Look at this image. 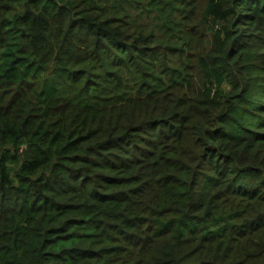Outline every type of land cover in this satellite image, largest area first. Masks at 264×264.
<instances>
[{
	"label": "trees",
	"instance_id": "1",
	"mask_svg": "<svg viewBox=\"0 0 264 264\" xmlns=\"http://www.w3.org/2000/svg\"><path fill=\"white\" fill-rule=\"evenodd\" d=\"M0 264H264V0H0Z\"/></svg>",
	"mask_w": 264,
	"mask_h": 264
},
{
	"label": "water",
	"instance_id": "2",
	"mask_svg": "<svg viewBox=\"0 0 264 264\" xmlns=\"http://www.w3.org/2000/svg\"><path fill=\"white\" fill-rule=\"evenodd\" d=\"M24 151H25V148L23 149V151L20 154L21 157H23Z\"/></svg>",
	"mask_w": 264,
	"mask_h": 264
}]
</instances>
